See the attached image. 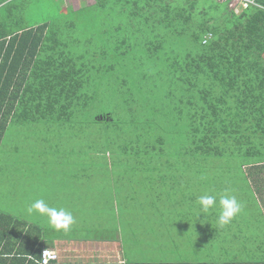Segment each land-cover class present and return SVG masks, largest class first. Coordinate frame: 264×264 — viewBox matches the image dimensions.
Instances as JSON below:
<instances>
[{
  "label": "rangeland",
  "instance_id": "374dc122",
  "mask_svg": "<svg viewBox=\"0 0 264 264\" xmlns=\"http://www.w3.org/2000/svg\"><path fill=\"white\" fill-rule=\"evenodd\" d=\"M94 3L95 0L18 2V6H24L25 26L47 21L57 26L65 51L87 71L86 85L95 98L88 99L86 108L77 109L68 120L24 123L16 120L0 154L3 178L9 177L5 160L16 159L20 151L12 150L13 144H88L93 146V153L113 152L115 161H162L170 156L177 159L176 153L182 154L192 147L191 142L184 140V133L190 128L188 121L176 112L180 89L173 76L174 66L149 61L150 51L145 43L153 36L145 37V32H136L138 27L129 22L128 14L122 19L107 17L110 10L99 7L75 13ZM107 4L110 6L113 2ZM126 6L131 8L132 4ZM241 9L238 6L236 12ZM172 91H175L173 95ZM182 106L187 107L183 103ZM103 114H112L115 122L94 123ZM213 146L220 148L223 154L228 150V145L221 142ZM241 147L246 152L249 143ZM190 156L195 163L188 168L192 173L187 179L188 197L176 200L177 197L168 192L169 188L165 187L168 177L161 174L170 168L161 165L151 168L161 174L150 171L152 176L146 178L152 188L158 182L164 186L161 194L155 192V187L146 191L147 214L139 216L137 209L127 214L122 207L123 263L264 261V184L260 187L257 180L249 176V163L254 162H249L246 154L231 157L227 151L222 157L193 159L191 153ZM205 194L217 196L216 208L207 214L201 213L197 204L199 196ZM223 194L235 195L242 205L239 214L225 226L219 225L217 219L219 196ZM130 201L128 198L132 206ZM125 202L123 197L121 204Z\"/></svg>",
  "mask_w": 264,
  "mask_h": 264
},
{
  "label": "trees",
  "instance_id": "16d2710c",
  "mask_svg": "<svg viewBox=\"0 0 264 264\" xmlns=\"http://www.w3.org/2000/svg\"><path fill=\"white\" fill-rule=\"evenodd\" d=\"M19 1L24 0H0V144L6 128L16 120L19 123L68 120L77 109L86 108L88 99L95 98L86 85L87 71L65 51L57 26L48 21L25 26L24 6H18ZM110 1L113 4L108 6ZM258 2L262 8L249 6L236 12L238 3L233 0H95L75 13L99 7L110 10L107 17L122 19L128 14L129 22L138 27L136 32L153 36L145 43L150 51L149 61L174 66L173 76L182 82L176 83L180 97L175 106L178 116L188 121L190 128L184 133V140L191 142L192 147L182 154L176 153L178 160L188 159L190 153L193 159L222 157L226 151L231 157L246 154L249 162H254L249 163L252 165L249 176L261 187L264 0ZM102 121L115 122V119L112 114H103L94 123ZM216 142L228 145V150L223 154L213 146ZM245 142L249 143L246 152L241 147ZM168 159L177 160L173 156ZM0 216L9 218L1 212ZM5 247L0 245V264H36L26 258L28 253L11 252ZM158 264H264V261Z\"/></svg>",
  "mask_w": 264,
  "mask_h": 264
},
{
  "label": "crops",
  "instance_id": "0c3cea01",
  "mask_svg": "<svg viewBox=\"0 0 264 264\" xmlns=\"http://www.w3.org/2000/svg\"><path fill=\"white\" fill-rule=\"evenodd\" d=\"M12 125L6 128L0 154ZM12 150L20 151L16 159L5 160L9 177L3 178L0 171V212L9 217L0 216V245L28 253L26 258L33 262L42 248H50L59 255L57 264H123L122 207L127 214L134 209L140 210L139 216L147 214L146 191L155 187L160 193L164 186L158 182L152 188L146 178L152 176L150 171L161 174L151 169L161 165L170 168L161 174L170 182L165 184L168 192L176 200L188 197L187 179L192 174L188 168L195 163L188 159L115 161L113 152L93 153L92 145L80 143L13 144ZM37 199L71 211L75 218L71 230L57 232L46 217L28 215L27 207Z\"/></svg>",
  "mask_w": 264,
  "mask_h": 264
},
{
  "label": "clouds",
  "instance_id": "9594fccd",
  "mask_svg": "<svg viewBox=\"0 0 264 264\" xmlns=\"http://www.w3.org/2000/svg\"><path fill=\"white\" fill-rule=\"evenodd\" d=\"M199 211L207 214L217 206V196L201 195L197 200ZM242 205L235 195L223 194L219 196V215L218 223L225 226L239 214ZM28 215L39 214L47 218L48 224L57 232L68 233L75 218L71 211L65 208L50 207L43 199H37L32 202L26 209ZM42 264H49L50 261L56 259L55 253L45 249L41 254Z\"/></svg>",
  "mask_w": 264,
  "mask_h": 264
},
{
  "label": "built area",
  "instance_id": "2783aa9c",
  "mask_svg": "<svg viewBox=\"0 0 264 264\" xmlns=\"http://www.w3.org/2000/svg\"><path fill=\"white\" fill-rule=\"evenodd\" d=\"M233 1H236L238 3L237 6L241 7L242 9H246L249 6H254V7L262 8V5L259 4L258 0H233ZM45 249H48L49 251L54 252L55 253V256H56V259L53 260V261H50L49 264H57V262L59 260V255L57 254V252H55L54 250H52L50 248H42L41 249V252H40V257L35 260V263L36 264H42V256H41V254H42V252L45 251Z\"/></svg>",
  "mask_w": 264,
  "mask_h": 264
},
{
  "label": "water",
  "instance_id": "95a60500",
  "mask_svg": "<svg viewBox=\"0 0 264 264\" xmlns=\"http://www.w3.org/2000/svg\"><path fill=\"white\" fill-rule=\"evenodd\" d=\"M101 118H103V117H101Z\"/></svg>",
  "mask_w": 264,
  "mask_h": 264
}]
</instances>
